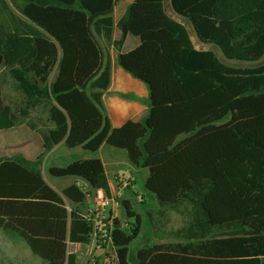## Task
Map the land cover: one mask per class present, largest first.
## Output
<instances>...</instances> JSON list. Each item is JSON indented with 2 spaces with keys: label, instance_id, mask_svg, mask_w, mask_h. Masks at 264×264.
<instances>
[{
  "label": "trees",
  "instance_id": "16d2710c",
  "mask_svg": "<svg viewBox=\"0 0 264 264\" xmlns=\"http://www.w3.org/2000/svg\"><path fill=\"white\" fill-rule=\"evenodd\" d=\"M120 1L11 0L23 19L11 27L0 21V82L5 72L20 99L6 104L0 86V131L24 123L41 136L44 153L36 161L0 157V229L17 230L43 264H78L68 242L91 244L93 224L68 211L45 182L42 164L61 143L90 153L107 144L148 170L145 189L159 206L191 207L190 221L173 233L186 242L143 248L136 264H264V64L231 67L215 52L197 50L164 0H135L118 23L115 46L119 65L148 87L150 112L143 122L114 128L103 104L111 60L99 38L112 41ZM171 4L225 59H264V0ZM128 35L141 43L124 53ZM38 111L46 121L34 117ZM50 173L83 179L110 197L100 159ZM88 193L72 185L63 195L80 204ZM121 207L137 224L115 220L113 243L118 264H132L130 246L142 222L129 201Z\"/></svg>",
  "mask_w": 264,
  "mask_h": 264
},
{
  "label": "crops",
  "instance_id": "0c3cea01",
  "mask_svg": "<svg viewBox=\"0 0 264 264\" xmlns=\"http://www.w3.org/2000/svg\"><path fill=\"white\" fill-rule=\"evenodd\" d=\"M122 1L117 4L113 13L115 27L112 41L108 42L104 38H99L100 45L111 60V84L104 92L103 104L105 112L114 128H120L129 121L143 122L150 112V92L148 87L144 82L126 72L118 63L119 53L115 43L122 38V32L118 27V23L124 16L128 6L135 2V0H128L119 17H116L117 10L122 4ZM166 1H170L171 3V0H164L166 13L185 26L187 22L183 20L188 19L178 15L174 11L172 4H169V9H167L165 6ZM170 7H172L174 13L172 10L171 12L169 11L171 9ZM188 23L189 25L191 24L190 21ZM140 43L141 40L139 37L128 35L122 45V52H130L137 48ZM195 48L199 51H212L208 47L195 46ZM9 80L10 83H8L9 88L7 91H11L13 96L10 97L7 94L6 97V91H2L6 104L14 103L18 99V97L15 98V95L19 96L15 91L13 81L10 78ZM0 139L2 140V143H0V157L12 158L16 155H21L29 161H36L44 153L41 136L37 131L30 129L24 123L18 124L9 130L0 131ZM116 150V148L104 144L98 152L90 153L82 147L70 149L64 143H61L46 154L42 164L43 178L55 192L62 196L69 212L77 210L86 218L88 214L95 211L100 198L107 197L112 201H118L120 195H126V190L124 189L126 183L135 186L144 177L143 173H146L145 176L147 178L149 176L148 170L144 172V168L133 166L129 162L128 155L125 156L128 159L127 162L117 157ZM89 159H100L103 162L110 188V197L103 190H92L83 179L76 177H54L50 173V168L52 167H66L77 160ZM72 185H77L78 187L83 185L86 189L85 192L90 191L83 203H74L63 195L64 190ZM112 204L108 206L105 213L108 228L111 227L110 224L115 222V220H122V212L119 210V207L116 208ZM95 243H98L95 234L93 241L89 245L68 242V254H76L79 264L78 253L86 247H94ZM108 248V246H104V249H100L97 246V248L95 247L96 254L99 253V255H102L105 251H108ZM0 264H43V260L33 254L17 230L4 231L0 229ZM88 264H91V262L89 261Z\"/></svg>",
  "mask_w": 264,
  "mask_h": 264
},
{
  "label": "rangeland",
  "instance_id": "374dc122",
  "mask_svg": "<svg viewBox=\"0 0 264 264\" xmlns=\"http://www.w3.org/2000/svg\"><path fill=\"white\" fill-rule=\"evenodd\" d=\"M128 0H123L117 10L116 17H119L123 7L127 4ZM21 3V2H20ZM6 4L8 6L7 9H3L1 3H0V21L3 24H6L8 26H12L14 23L19 24L23 17L21 14L15 9V7L12 5L11 0H6ZM170 1L165 2V6L167 9H169ZM173 11L172 7H170ZM174 13V11H173ZM186 21V28L190 34V37L197 47H208L209 50H212L216 53V55L219 57V59L224 62L225 64L235 67V68H255L258 66H261L264 64V59L259 62H240V61H229L225 59V57L222 55L219 48L213 46V45H207L202 43L192 25H189L188 20ZM8 83H10L9 76L4 72L3 78L0 82V86L2 91H6L5 95L12 97L11 91L8 92ZM8 92V93H7ZM18 97L17 100L20 99L19 96L15 95V98ZM34 117H41L43 121H46L47 115L43 114L41 111H38L34 113ZM4 140V138H2ZM2 140L0 139V143H2ZM6 145V144H5ZM116 153L118 154L117 157H119L121 160L124 159V161H128V159L125 157L127 156L126 151L116 150ZM144 172H147L146 169H143ZM144 177L140 179L138 184L135 186L129 185L127 187H124L126 190V195H120L118 201H119V210L122 212V222L129 226V228L134 229L137 224V216L136 217H127L124 214V211L121 207L123 201H129L130 204L133 207L134 212L140 216L141 218V231L138 236L134 240V242L130 246V257L132 259V264L135 263L137 252L143 248L155 245V244H169V243H185V240L177 239L173 233L179 228H182L183 226H186L187 223L191 219V207L188 204H183L179 206L178 208L174 209L171 207H161L159 206L157 200L155 197L146 191L145 189V182L147 177L145 176L146 173H143ZM100 249H104L103 246L98 245V243H95L94 247L92 248H85L82 249L79 253V264H88L90 261L91 264H118L117 261V255L115 250L112 247L108 248V251H105L104 254L99 255V253L96 254L95 247Z\"/></svg>",
  "mask_w": 264,
  "mask_h": 264
},
{
  "label": "built area",
  "instance_id": "2783aa9c",
  "mask_svg": "<svg viewBox=\"0 0 264 264\" xmlns=\"http://www.w3.org/2000/svg\"><path fill=\"white\" fill-rule=\"evenodd\" d=\"M129 184L130 183H126L125 187L129 186ZM79 188L83 191L86 190L83 185H80ZM111 204L114 205L116 208L120 206L119 202L116 200L112 201L107 197L100 198V201L98 202L95 211L88 214L86 219H88L93 224L94 234L96 236L98 244L100 246H102L101 244H105V246L112 247L116 252V248L114 247L113 237H112L113 230H114L113 229L114 222L110 224L111 226L110 228H108L106 224V214L105 213H106V209Z\"/></svg>",
  "mask_w": 264,
  "mask_h": 264
},
{
  "label": "water",
  "instance_id": "95a60500",
  "mask_svg": "<svg viewBox=\"0 0 264 264\" xmlns=\"http://www.w3.org/2000/svg\"><path fill=\"white\" fill-rule=\"evenodd\" d=\"M0 61H1V57H0Z\"/></svg>",
  "mask_w": 264,
  "mask_h": 264
}]
</instances>
